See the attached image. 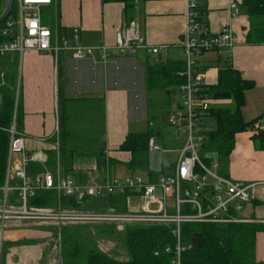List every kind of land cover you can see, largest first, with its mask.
<instances>
[{"label": "crops", "instance_id": "0c3cea01", "mask_svg": "<svg viewBox=\"0 0 264 264\" xmlns=\"http://www.w3.org/2000/svg\"><path fill=\"white\" fill-rule=\"evenodd\" d=\"M232 2L238 4V12L230 7ZM16 4L17 0L15 8ZM205 5V23L201 24L200 32H216L222 23H227L232 26L235 42L228 49L200 52L195 56L197 66L204 72L207 87L216 84L220 69L232 67L238 71L240 78L248 83L243 90L240 115L244 123L251 122L264 112V42H246L249 20L242 10L241 0H205ZM185 11L186 0H137L130 11L125 10L122 2L101 0H51L40 7L42 24L58 39H74L76 33L80 44L111 46L117 31L134 21L150 45H167V49L158 55H149L142 50L129 55L110 48L112 60L107 63L101 62L97 54L75 59L67 50H61L55 56L49 51L27 49L21 54L11 52L1 57L3 80L12 79V118L15 114L16 123L19 121L17 126L26 136L27 154L32 156L26 166L29 177L43 167L50 168L54 176H69L82 184L90 183L94 177L125 176L137 171H142L143 177L149 180L159 176L161 172L149 176L145 170L128 168L131 154L118 148L129 131L151 128L155 134L150 137L156 138L165 156L164 139L170 132L166 126L168 119L165 117L164 123L157 121L159 117L150 111L149 102L153 96L165 98L169 103V114L179 100V84L148 89L146 71L148 64L172 65L178 67L177 71L184 67L179 42L183 38ZM16 60H19L18 74L13 69ZM19 99L21 112L18 116ZM214 99L212 108L232 106L229 98ZM59 116L63 122L62 144L71 152L61 149L55 158L53 152H58L56 147L60 146ZM208 120H212L209 127L205 126ZM96 124L101 126L104 142L94 150L75 155L72 145H78L76 141ZM203 127L204 132L214 128L215 120L206 115ZM257 145L254 134L247 128L236 132L228 158L224 163L219 162L217 172L242 182H264V148ZM98 155L104 158L102 170L98 167ZM14 161H19V156L16 155ZM32 162L36 164L32 165ZM175 164L176 160L170 168L169 162L161 171L174 170ZM18 182L15 178L11 184L14 186ZM39 192L42 191L36 193ZM10 196L15 200L17 193L12 192ZM108 196H124L119 210L126 209V194L93 198H99L102 209H106L111 206L104 205L103 199ZM238 216L258 225L254 251L256 259L264 261L263 183L256 186L255 198L244 205ZM7 227L0 234V264H48L51 244L60 225L21 222Z\"/></svg>", "mask_w": 264, "mask_h": 264}, {"label": "built area", "instance_id": "2783aa9c", "mask_svg": "<svg viewBox=\"0 0 264 264\" xmlns=\"http://www.w3.org/2000/svg\"><path fill=\"white\" fill-rule=\"evenodd\" d=\"M51 0H17L16 8L4 20L0 29V56L11 52L21 54L24 50L49 51L55 56L61 50L70 51L72 57L81 59L99 56L101 62H110V48L125 54L142 50L149 55L165 52L167 45H150L141 35L137 24L129 22L120 28L111 46L106 44H80L78 36L73 38L54 37L50 29L41 22L40 7ZM234 12L238 5L230 4ZM196 0H186L185 25L180 46L184 54V67L177 71L182 78L178 85L179 100L168 114L170 127L181 131L185 142L180 148L174 170L163 172L149 180L138 173L125 176L94 177L90 183L82 184L69 176H54L50 168L43 169L29 177L26 166L32 159L27 154L26 136L12 118L9 128L8 155L5 181L0 190V234L8 225L21 222L39 224L55 223H99L117 226H170L174 243L165 246L170 253L168 264H182L184 252L191 244L182 241L181 225L185 222H246L238 216L244 205L256 195V186L264 182H242L220 175L219 161L208 152L200 154L205 141L204 119L212 108L214 98L209 95L204 72L199 69L195 56L203 51H220L231 48L235 38L230 24L222 23L212 33H201L197 21ZM4 84L0 73V87ZM1 104V92H0ZM247 129L254 135L264 134V112L251 121ZM148 150L160 149L155 137L148 140ZM58 150V147H56ZM19 156L15 162L14 157ZM35 159V158H34ZM11 171L19 182L9 183ZM53 189L58 205L54 207L32 206L27 203L38 191ZM16 192L15 200L11 199ZM113 194H126L125 210L113 206L106 209H90L83 206L88 198ZM61 196H72L79 207L62 208ZM105 252V251H104ZM158 252L156 251L155 254ZM48 264H63L59 231L51 244Z\"/></svg>", "mask_w": 264, "mask_h": 264}, {"label": "trees", "instance_id": "16d2710c", "mask_svg": "<svg viewBox=\"0 0 264 264\" xmlns=\"http://www.w3.org/2000/svg\"><path fill=\"white\" fill-rule=\"evenodd\" d=\"M102 2L119 1L124 3L126 11H130L137 0H101ZM6 0H0V13L4 8ZM243 12L248 16L249 27L246 33L247 43L264 42V0H241ZM15 9V0L12 13ZM197 21L205 23L204 14L206 11L205 0H196ZM4 21L0 23V29ZM0 39H3L0 36ZM0 56V67L2 58ZM4 66H2L3 68ZM178 67L172 65L148 64L146 71V82L148 89L164 86V84L175 86L181 82L176 74ZM12 79H9L0 87V186L4 184L7 167L9 134L7 128L11 124L14 108V91L11 88ZM248 83L241 79L238 71L232 67L220 69L215 85L208 88V93L213 98L231 99L230 107H213L207 115L215 120V127L205 132L206 138L200 154L204 158L205 153L214 155L219 162L224 163L228 158L233 146L234 134L242 131L251 122L244 123L240 115V106L243 99V90ZM169 91H167L168 93ZM61 110V106H60ZM21 112L20 99L16 106V114ZM59 147L60 153L64 145L63 125L59 116ZM63 123V122H62ZM19 124V121L17 125ZM155 132L151 128L143 131H129L119 145V150L129 151L131 159L127 164L132 170H145L152 176L156 173L148 169V148L147 143L150 136ZM258 141V148H264V134L254 135ZM54 158V160H55ZM98 167L102 170L104 158L98 155ZM35 160V159H33ZM32 161V160H31ZM36 163L32 162V165ZM1 195V190H0ZM121 195V194H120ZM124 196L115 198L108 196L103 199L104 205L122 208ZM62 207H79L72 196H61ZM27 203L32 206L53 207L57 204V194L53 189L42 191L30 196ZM101 227V232L106 231ZM111 230H113L112 227ZM99 229V230H100ZM108 229V228H107ZM259 230L258 225L250 222H185L181 225L182 241L190 242V236L194 232L202 234L204 241L199 250L188 249L182 256V264H264V261L257 260L254 251L255 234ZM106 233V232H104ZM104 233H96L98 237ZM116 237V231L110 232ZM61 256L63 264H168L170 253L164 250L165 246L174 243L170 226H127L122 234L124 247L127 251V258L120 260L110 254L98 249L90 242L91 234L79 232L69 233L61 229ZM158 252L155 254V252Z\"/></svg>", "mask_w": 264, "mask_h": 264}, {"label": "rangeland", "instance_id": "374dc122", "mask_svg": "<svg viewBox=\"0 0 264 264\" xmlns=\"http://www.w3.org/2000/svg\"><path fill=\"white\" fill-rule=\"evenodd\" d=\"M18 68H19V60H16L14 64V71L18 74ZM149 108L151 112H154L159 119L157 121L159 122H165V117L168 119L167 111L169 109V103L165 98L160 99L153 96L150 99L149 102ZM212 124V120H208V124L205 122V126L209 127ZM167 127L170 128V132L167 135L166 140L164 139L166 146L163 147L164 151V157L169 160L171 163L170 168L173 167L176 157L179 154L180 148L184 144V134L181 131H177L170 127V124L167 120ZM103 141V132L101 129V126L99 124H96L93 126V129H91L85 136H81L76 143L79 145H72L73 152H75V155L84 153L85 150H94L96 147L101 145ZM161 145L163 143L161 142ZM63 149L66 150V152H71L68 147H63ZM72 149V148H71ZM138 173H142L141 175L145 177V174L142 171H137ZM15 180V175L11 171L10 177H9V183H13ZM12 185V184H11ZM83 207L90 208V209H102L104 208L102 206V202L99 198H88L83 202ZM101 227L106 231L101 232ZM112 227L113 230H111ZM9 228V227H6ZM108 228V229H107ZM5 229V228H4ZM63 229L66 232L73 233V232H79V233H86L91 234V240L90 242L95 244L96 247L102 251H105L106 253L110 254L111 256L123 260L127 258V251L124 247L123 243V232L125 230V226H117V225H110V224H99V223H64L60 225L59 228H57V231ZM100 229V230H99ZM116 230V234H121L120 237H116L112 235L110 232H114ZM99 231V233H104L102 236L98 237L96 233ZM1 240L0 238V251H1Z\"/></svg>", "mask_w": 264, "mask_h": 264}, {"label": "water", "instance_id": "95a60500", "mask_svg": "<svg viewBox=\"0 0 264 264\" xmlns=\"http://www.w3.org/2000/svg\"><path fill=\"white\" fill-rule=\"evenodd\" d=\"M14 5V0H6L4 8L0 13V23L6 19L10 14ZM169 165L168 160L163 156L162 150H151L148 152V169L153 172H161L163 167ZM204 238L199 232H194L190 236L191 249L193 251L199 250Z\"/></svg>", "mask_w": 264, "mask_h": 264}, {"label": "bare ground", "instance_id": "6f19581e", "mask_svg": "<svg viewBox=\"0 0 264 264\" xmlns=\"http://www.w3.org/2000/svg\"><path fill=\"white\" fill-rule=\"evenodd\" d=\"M235 3V2H234ZM238 5V4H237ZM238 8H239V6H238Z\"/></svg>", "mask_w": 264, "mask_h": 264}]
</instances>
